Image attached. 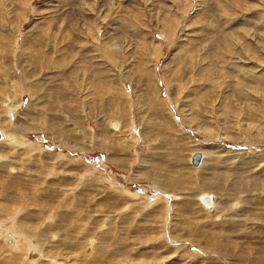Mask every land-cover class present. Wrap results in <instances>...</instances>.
Returning <instances> with one entry per match:
<instances>
[{"label": "rangeland", "instance_id": "rangeland-1", "mask_svg": "<svg viewBox=\"0 0 264 264\" xmlns=\"http://www.w3.org/2000/svg\"><path fill=\"white\" fill-rule=\"evenodd\" d=\"M0 130V264H264V0H0Z\"/></svg>", "mask_w": 264, "mask_h": 264}, {"label": "water", "instance_id": "water-1", "mask_svg": "<svg viewBox=\"0 0 264 264\" xmlns=\"http://www.w3.org/2000/svg\"><path fill=\"white\" fill-rule=\"evenodd\" d=\"M4 139L2 132L0 131V141ZM205 156L202 152H195L191 157V165L199 168L202 165Z\"/></svg>", "mask_w": 264, "mask_h": 264}, {"label": "bare ground", "instance_id": "bare-ground-1", "mask_svg": "<svg viewBox=\"0 0 264 264\" xmlns=\"http://www.w3.org/2000/svg\"><path fill=\"white\" fill-rule=\"evenodd\" d=\"M1 132H2V134H3V137H4V139L3 140H5L7 137H11L12 135H9V133H6V132H3L2 130H0ZM12 138H14L13 136H12ZM2 140V141H3ZM1 142V141H0ZM193 155V154H192ZM204 156H205V154H204ZM192 157V156H191ZM205 158H206V156H205ZM205 158H204V160H205ZM204 160H203V162H204ZM190 163H191V158H190ZM203 162H202V165H203ZM202 165L199 167V168H201L202 167ZM194 167V166H193ZM199 168H196L195 167V169H199ZM207 195H210V194H203V195H201L198 199L199 200H201V202H204V203H206L208 206H210V204L212 203V201L213 200H211V198H209V197H211V195L210 196H207Z\"/></svg>", "mask_w": 264, "mask_h": 264}]
</instances>
